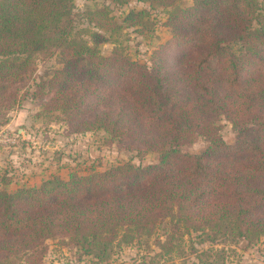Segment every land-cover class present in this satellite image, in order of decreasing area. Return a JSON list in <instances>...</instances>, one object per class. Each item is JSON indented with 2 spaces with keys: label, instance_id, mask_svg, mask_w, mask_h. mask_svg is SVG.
Listing matches in <instances>:
<instances>
[{
  "label": "trees",
  "instance_id": "obj_1",
  "mask_svg": "<svg viewBox=\"0 0 264 264\" xmlns=\"http://www.w3.org/2000/svg\"><path fill=\"white\" fill-rule=\"evenodd\" d=\"M136 1L165 8L172 33L150 66L119 44L102 54L107 39L100 32L72 26L74 0H0V112L18 104L17 90L38 56L57 50L61 67L33 92L44 98V110L72 125L81 117L82 128L111 137L127 134L157 153L153 163L0 188V259L36 260L44 240L55 236L105 260L115 245L157 230L164 237L157 234L156 244L169 255L192 233L200 243L264 235L262 3ZM110 11L104 5L84 15L112 34L122 24ZM148 15L130 10L124 21L143 26ZM220 116L235 130L231 144L219 133ZM198 137L208 141L203 150L182 151Z\"/></svg>",
  "mask_w": 264,
  "mask_h": 264
},
{
  "label": "rangeland",
  "instance_id": "obj_2",
  "mask_svg": "<svg viewBox=\"0 0 264 264\" xmlns=\"http://www.w3.org/2000/svg\"><path fill=\"white\" fill-rule=\"evenodd\" d=\"M258 1L264 7V0ZM190 2L181 0L182 5ZM104 5L109 6V14L122 24L119 32L110 34L87 21L84 15L87 8ZM140 9L149 12L145 24L127 26L128 22L124 21L127 12ZM165 11L162 7L149 8L148 3L136 0L123 5L108 0H74L71 24L74 29L100 32L107 39L99 44L102 54L107 55L115 44H119L132 59L150 66L152 52L172 36ZM85 37L89 39L88 35ZM173 55L169 54L170 57ZM166 66L169 68L171 61ZM60 67L57 50L47 57L38 56L29 80L17 90L18 104L11 110L0 112V188L13 191L22 186L39 185L55 176L67 179L71 173L81 175L104 171L123 162L137 165L157 161L156 152L146 151L142 143L133 141L127 134L111 137L100 128H82L81 117H74V126L61 113L44 110V98L37 99L33 92L38 82L49 78ZM252 75L258 77L256 72ZM217 123L224 141L233 143L235 130L231 122L220 116ZM207 145L204 137H198L182 145L181 149L197 153ZM157 234L160 235V230L149 237L142 235L129 243L115 245L105 260L83 253L64 236H55L44 240L36 260L11 256L9 262L0 259V264H264V235L251 241L240 238L200 243L192 233L184 236L178 249L169 255L156 244Z\"/></svg>",
  "mask_w": 264,
  "mask_h": 264
}]
</instances>
